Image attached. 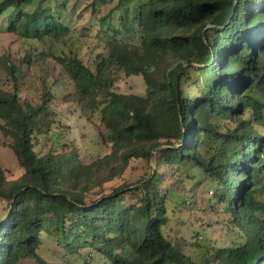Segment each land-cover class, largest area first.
Instances as JSON below:
<instances>
[{"label": "trees", "instance_id": "1", "mask_svg": "<svg viewBox=\"0 0 264 264\" xmlns=\"http://www.w3.org/2000/svg\"><path fill=\"white\" fill-rule=\"evenodd\" d=\"M91 4L93 11L110 4L100 22L112 35L86 62L74 50L55 49L71 31L64 0H0L8 31L49 45L59 75L73 85L64 101L89 119L96 115L100 138L111 143L110 153L90 163L77 148L39 155L61 77L43 79L38 98L26 99L27 71L44 65V51L0 55L8 74L6 82L0 77V141L24 170L11 180L0 163V199L8 204L0 264H54L39 253L43 233L72 255L98 252L107 264H264V0ZM123 10L121 25L137 28V42L117 36L113 14ZM111 66L142 75L145 94L113 89L105 77ZM133 161H145L150 173L110 186ZM174 180L183 190L194 181V193L212 183L214 201L244 240L216 245L199 233L192 241L169 239Z\"/></svg>", "mask_w": 264, "mask_h": 264}, {"label": "rangeland", "instance_id": "2", "mask_svg": "<svg viewBox=\"0 0 264 264\" xmlns=\"http://www.w3.org/2000/svg\"><path fill=\"white\" fill-rule=\"evenodd\" d=\"M67 6L65 18L70 26V34L65 41L55 45L59 53L60 50L69 52L74 50L84 61L92 60L96 52L100 51L107 38L112 35L108 34L105 27L101 26L100 17L105 15L109 10V5H99L96 11H93V0H64ZM134 6L130 7V17L128 24L133 26ZM123 11H117L113 14V22L120 30L118 37L137 42L139 35L135 26L130 32H126L121 25L120 16ZM103 26H106L104 24ZM8 18L6 14L0 15V55L4 53L14 56H25V50H33L37 47L44 51L46 61L44 65H34L27 71L28 84L22 91V96L26 99H37L43 86V79L54 81L59 75L60 69L56 61L49 57V45L38 43L37 41H26L21 39L17 34L8 31ZM0 77L6 82L8 74L4 69H0ZM61 77V76H60ZM108 84L112 88L122 93L145 94L146 85L142 75L127 76L116 66L109 67L106 75ZM61 83L54 88L55 97L51 103L53 111V125L49 134L39 136V143L36 144L35 150L39 155H45L49 152L60 153L63 149L77 148L80 156L85 163H90L97 158L103 157L111 151L109 140L102 141L99 131L103 129L98 117L95 115L91 119L84 116L83 112L75 102H66L63 97L69 93L73 85L67 77H61ZM105 131V130H104ZM106 133V132H105ZM1 140V135H0ZM0 163L9 170V179H17L22 173L23 168L7 147H3L0 141ZM135 168H130L123 178H118L111 183L120 185L124 181L134 182L140 177H145L150 173V167L145 161H133ZM178 181H172V201L169 202V211L171 216L170 227L165 229L166 236L171 239L184 237L187 240H194L195 235L199 233L201 240L207 239L216 245H230L233 242L243 241L239 229L233 223V216L226 212L223 207L218 205L213 199L211 190L214 185L209 181L199 185L197 191L191 189L194 181L186 184V190H183ZM211 199L212 202H211ZM214 204L211 207L210 204ZM48 208V207H46ZM8 212V204L0 199V219L4 218ZM43 245L41 246L40 255L49 262L54 264H107L103 255L94 252L90 257L70 254L64 247L59 245L50 235L43 233ZM85 259L88 262H85ZM34 260L28 259L21 264H33ZM35 264V263H34Z\"/></svg>", "mask_w": 264, "mask_h": 264}]
</instances>
